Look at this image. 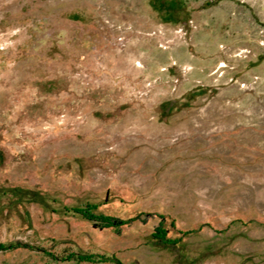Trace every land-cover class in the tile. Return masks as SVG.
<instances>
[{
    "label": "rangeland",
    "instance_id": "1",
    "mask_svg": "<svg viewBox=\"0 0 264 264\" xmlns=\"http://www.w3.org/2000/svg\"><path fill=\"white\" fill-rule=\"evenodd\" d=\"M16 243L0 264H264V0H0Z\"/></svg>",
    "mask_w": 264,
    "mask_h": 264
},
{
    "label": "trees",
    "instance_id": "2",
    "mask_svg": "<svg viewBox=\"0 0 264 264\" xmlns=\"http://www.w3.org/2000/svg\"><path fill=\"white\" fill-rule=\"evenodd\" d=\"M96 210L97 208L95 206H90V205H87L85 208L70 209V211H72L73 213L81 216L82 218L88 221L103 225L104 228H119L125 225V223L120 220H115L114 218H111L109 216L97 214ZM152 237L156 239H165V234L160 230H156L152 234ZM20 247L33 249V247L31 246L26 245V244H21V243L12 244L8 247L0 244V250H10V249H15V248H20ZM78 256L80 260H90L91 259V257L89 258V257L80 256V255ZM72 257H76V256H72Z\"/></svg>",
    "mask_w": 264,
    "mask_h": 264
}]
</instances>
